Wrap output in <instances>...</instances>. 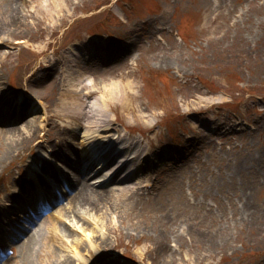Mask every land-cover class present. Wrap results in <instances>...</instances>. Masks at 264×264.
I'll use <instances>...</instances> for the list:
<instances>
[{
	"label": "rangeland",
	"instance_id": "1",
	"mask_svg": "<svg viewBox=\"0 0 264 264\" xmlns=\"http://www.w3.org/2000/svg\"><path fill=\"white\" fill-rule=\"evenodd\" d=\"M40 1L47 3L34 4ZM64 1L53 26L45 5L35 12L26 0H0V112L9 88L41 102L12 125L10 112L0 114V129L22 134L0 133V236L6 245L22 237L25 229L18 235L16 228L26 224L9 223L17 214L6 207L7 197L25 209L39 201L33 184L24 197L14 193V185L35 172L33 157L55 171L63 143L73 142L76 155L86 134L98 129L87 124L99 121L110 123L107 133L138 143L152 166L146 161L145 171L122 181L127 174L114 178L113 168L99 167L91 177L96 163L89 176L56 163L71 190L65 194L57 181L64 195L50 209L52 220H42L47 241L40 253L49 245L54 257L69 255L72 264L120 257L124 264H264V0ZM13 6L21 11L16 23L2 16ZM90 36L106 40V58L85 57L80 44ZM59 57L58 70L74 76L56 71ZM114 86L124 97L102 102ZM83 88L95 91L84 96L79 113ZM8 140L18 145L2 156ZM80 180L105 195L93 198L98 208L92 214L88 205L70 201ZM144 181L153 187H143ZM44 193L55 200L54 188ZM87 229L102 237L82 257L70 245L89 239ZM54 232L58 236L49 238Z\"/></svg>",
	"mask_w": 264,
	"mask_h": 264
},
{
	"label": "bare ground",
	"instance_id": "2",
	"mask_svg": "<svg viewBox=\"0 0 264 264\" xmlns=\"http://www.w3.org/2000/svg\"><path fill=\"white\" fill-rule=\"evenodd\" d=\"M26 1L30 5H32V9H35V12L38 10V9H36V7L39 8L40 4H42L43 6L45 5V7H47V9H46L47 11H49V12L53 11L52 13H49L50 17H48V18H50V20H53V22H54L53 26L57 22L56 21L57 18H55L57 12L55 13L54 11H60V12L63 11L64 10V6L67 4V2L64 1V0H45L47 3L44 4V3H42L40 1L39 5L34 4L35 0H26ZM10 5H11V3H9V6ZM10 12L11 13L10 14L7 13V15H6V13L2 14L4 19L12 20L13 23L18 22L19 21V16L21 17L20 8L18 6H13V8H12V10ZM8 26L11 27V22H9ZM2 28H3V25L1 24L0 25V33L3 31ZM90 39L91 40L88 39V43H86V44L81 43L80 44L81 47L84 49L85 57H88V58H89V54H90V56H92V54H95L97 52V48H96L97 46L101 47V44L96 45L95 40H94L95 44L94 43L90 44V42L92 41V38H90ZM100 42L104 46L102 51L104 52V54H107L106 50H107L108 46L106 44V40L105 41L102 40ZM89 45H91L93 47L96 46V47H95V49H93L91 51V48L89 47ZM131 45H133V42H132ZM71 47L74 49V48H77L79 46L77 44H72ZM61 59H63V57H59L58 59L54 60L55 61L54 65L56 67L59 64L57 62L61 61ZM53 68H54V66H53ZM58 69L59 68L57 67L56 71ZM69 71L70 70H68V71L67 70H62V71L58 70L59 73L63 72L64 76L67 77V78L72 77L73 74L75 75V71L74 72L70 71L71 73L68 74ZM66 72H67L68 75L66 74ZM71 85H72V87L70 86V90L69 91L73 92V91H75L77 89V87H75L76 86L75 84H71ZM93 90L94 89L90 90V89H84L83 88L82 92L79 93V95L81 94V97L80 96L78 97V108L80 110L79 113H81L83 111V109L85 108V106H84V103H85V100H86L85 98L86 97H90L95 91V90L94 91ZM105 91H107L109 93L103 92L104 94L102 95V102H108V101H110V99L114 98L115 96H118L120 98L124 97V93H122V90L119 87H116V86L112 87V89H107ZM1 93L4 94L3 92H1ZM84 93L86 95H84ZM84 96H85V98H84ZM20 97L21 98L19 99V101H20V103L22 102V107H24L23 103L26 101V98L23 97L22 95ZM4 101L7 104H9V106H11V107H12V105H14L15 107L17 105V103H15L14 101H11V100L4 99ZM69 101H70L69 99H68V101L66 100V102H69ZM31 102H33V100ZM37 104H40V106H41V102L40 101ZM37 104L35 103L34 106H36ZM106 104H104V105H106ZM28 106H29V104H28ZM4 112H6L5 108H3V110L0 112V114H2V116L5 117L6 114H4ZM67 114H68V112H67ZM71 114H69V115H71ZM73 116L77 117V114H75ZM24 118H25V116H24ZM109 124H106V123L100 124L99 121H91L89 124H87L89 130L93 129L92 128L93 126H96L95 128H98V129L102 128L101 130L104 133L101 132L102 133L101 134L100 132H97V131H99L98 129H95V131H93V132L87 133L86 134L87 136H85V141L82 142L83 143V146L81 147L82 154H80V155H82V157L83 156L88 157L86 160H89V162L94 160V159H98L100 157V159H102V160H100V164H102V163L104 164L105 161H106V163L108 164L106 167L110 168V167L116 166L115 167L116 168L115 177L119 176L123 172L127 174L130 171V172H133V174H135V173H139V172L145 171V167H144L145 158H143L144 156H142V157L138 156L139 150H137V144L133 145V142H130V141H128V143L126 144L127 141H124L125 137L123 136V133H120L118 135V138H116L111 133H107V132H109V129H110V125ZM8 127H9V129H7V128H1L0 129V133L3 134L4 138L5 137L7 138V136H9V135H15V136L16 135H22L21 133H19V132H21V130L17 131L18 128L11 127V126H8ZM118 139H120V141ZM65 140L66 141H64V142H67V139H65ZM8 141H9V143H8L9 146L6 149H5V147L3 148L5 150L3 151L2 156H5L6 154H9L11 152L10 151L11 150V148H10L11 146L13 147L14 144L18 145V143L12 142V140H8ZM23 141H24V139L22 140L21 144L24 143ZM63 145L66 148L65 149L66 150L65 155L68 156V154L70 153L68 158L75 159L76 155L73 153L74 149H72L73 142H70V143L67 142V144L63 143ZM120 149H123V151H124V155H123L124 156L123 157V159H124L123 161L124 162H120V164H118L117 163V158H118L117 154H118ZM70 159L65 158V162H66L67 165H69ZM55 162L58 165H62V163L60 161H57V159H56ZM32 164H33L32 166H34V170L37 171L39 169L40 172H37V173L34 172L33 174L32 173L31 174L33 175L34 179L38 183L39 187L42 190H45L46 182L42 179L40 174L45 173L47 176H49L48 170L52 171V168H51V166L49 167V165H46V163H43V166L38 165L36 162H34ZM100 166H102V165H100ZM106 167H104V168H106ZM64 168H66V167L64 166ZM62 175H64V174H62ZM58 178H61V177L58 175ZM64 178L67 179L65 176H64ZM54 181H55V179H54ZM97 181H100V180H97ZM24 183H25L26 187H31L32 186V182L29 181V180H25ZM20 186L23 187L22 185H19L16 189L20 190L21 189ZM46 189L47 190L49 189L48 185L46 186ZM73 191L74 192L72 193V195L70 197L71 203L74 204V205H81V204L82 205H88V207H89V209H88L89 211L88 212H90L91 214L94 211H97V208H98L94 204V202L96 200L94 199V201H93V198L94 197H98V198H104L105 197V195L103 193H100V192L96 193L94 190H92V187L88 183H85V182H83L81 180L76 183V185L74 186ZM23 192H26V191H23ZM50 203H52V201H50ZM8 205H11L10 202H8L6 204V206H8ZM17 206L18 205L16 204L15 207L17 208ZM19 208H20V211L23 212L22 206H20ZM14 210H16V209L13 208L12 212ZM35 210H40V212H41L42 207L37 206V208L33 209V211H35ZM33 211H29L28 213L32 216L34 214ZM18 216L22 217L21 214H19ZM49 216H50V219L52 220L53 215L51 213H49ZM16 218H14L13 216H10L9 220L11 221V223L12 222H16L17 221ZM42 220L40 221V223H38V225L36 227L27 230L18 242L11 243L10 245L7 246V250L12 249L14 252H13L12 257H9L2 264H9V263H11L12 259H16L21 264H41V263H39V261L42 258H43L42 260L46 259L47 256H48V258L46 259V262L44 264H70V261H71V264H72L73 260L71 259L72 257L69 256V255L68 256H66V255L64 256V254H62V256L58 255L57 256L58 258L54 257V255L52 254V253H54L53 248L51 246H49V245H47L48 248L46 249V253L47 254L43 253V252L40 253V250L37 249L38 246L45 245V242L47 241L46 233H44L43 230H42V225H41L43 223ZM53 224H54V221H51V223H49L48 226H51V227L55 228L56 224L55 225H53ZM19 228L20 227L18 226L17 229H19ZM87 230H88V232L86 231L85 235H87V237L89 236L88 237L89 239L83 241V237H82V239L81 238H75L74 240L73 239L71 240V245H70L73 249H75L76 253L79 256H82V257H83V251L87 250L88 246L89 247H96L97 244H99L98 243V239L101 236L100 234L95 236L93 234L94 231L92 229H90V230L87 229ZM57 236H56L55 232L48 235L49 238H55ZM70 238H71V235L69 234L68 239L70 240ZM5 247L6 246H2L3 249L0 250V254L3 253V250H5L4 249ZM59 256L61 257V259H60L61 261L59 260ZM83 260L87 261L86 259H83ZM79 262H81V260H79ZM20 263H18V264H20ZM75 264H77L76 261H75ZM80 264H82V263H80ZM114 264H118V263H114Z\"/></svg>",
	"mask_w": 264,
	"mask_h": 264
}]
</instances>
